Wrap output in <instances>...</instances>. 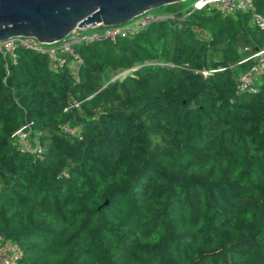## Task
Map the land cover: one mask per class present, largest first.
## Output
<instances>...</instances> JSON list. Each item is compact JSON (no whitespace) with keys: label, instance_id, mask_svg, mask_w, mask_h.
Masks as SVG:
<instances>
[{"label":"trees","instance_id":"16d2710c","mask_svg":"<svg viewBox=\"0 0 264 264\" xmlns=\"http://www.w3.org/2000/svg\"><path fill=\"white\" fill-rule=\"evenodd\" d=\"M183 7L77 44L75 75L0 55V237L16 264H264V67L235 88L264 34L248 12Z\"/></svg>","mask_w":264,"mask_h":264},{"label":"built area","instance_id":"2783aa9c","mask_svg":"<svg viewBox=\"0 0 264 264\" xmlns=\"http://www.w3.org/2000/svg\"><path fill=\"white\" fill-rule=\"evenodd\" d=\"M187 9L189 11L214 9L222 15L236 11L248 12L251 21L264 34V13L261 14L256 11L254 0H192ZM171 16V14H159L147 10L125 26L121 24L100 27V24L95 23L83 27H75L64 38L52 42H41L33 36H14L0 40V55L14 61L16 57L15 48L21 47L46 55L52 68H60L67 65L71 72L74 73L80 62V57L75 51L77 44L99 39L114 41L116 37L123 36L127 32H133L150 21ZM88 27L91 28V31H86ZM246 60H250V66L238 75L235 82L237 91H251L254 89L252 83L264 67V45L255 48L242 58V61ZM28 125L29 123H25L13 132L19 136L23 148L29 146L26 140V132L24 131ZM69 131L71 130L69 129ZM20 256L21 250L17 244L10 239L0 237V264H16Z\"/></svg>","mask_w":264,"mask_h":264},{"label":"water","instance_id":"95a60500","mask_svg":"<svg viewBox=\"0 0 264 264\" xmlns=\"http://www.w3.org/2000/svg\"><path fill=\"white\" fill-rule=\"evenodd\" d=\"M182 0H0V40L64 38L75 27L121 25L143 12Z\"/></svg>","mask_w":264,"mask_h":264},{"label":"rangeland","instance_id":"374dc122","mask_svg":"<svg viewBox=\"0 0 264 264\" xmlns=\"http://www.w3.org/2000/svg\"><path fill=\"white\" fill-rule=\"evenodd\" d=\"M182 1H183V6H184L183 8H187L190 5V3H191L192 0H182ZM160 10H161L160 8H152V9H149L148 11H150V12H157V11H160ZM137 17L138 16L134 17L132 20L136 19ZM132 20L127 21L122 26H125L128 23H131ZM86 31H91V28L88 27L86 29ZM127 72H129V70L119 71L113 77H111V79H115V78H119L120 79L124 75V73H127ZM73 74L75 75V72Z\"/></svg>","mask_w":264,"mask_h":264}]
</instances>
